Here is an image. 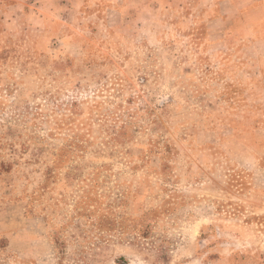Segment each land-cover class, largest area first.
<instances>
[{"label":"rangeland","instance_id":"rangeland-1","mask_svg":"<svg viewBox=\"0 0 264 264\" xmlns=\"http://www.w3.org/2000/svg\"><path fill=\"white\" fill-rule=\"evenodd\" d=\"M102 1L0 0V264H264L253 26Z\"/></svg>","mask_w":264,"mask_h":264},{"label":"crops","instance_id":"crops-1","mask_svg":"<svg viewBox=\"0 0 264 264\" xmlns=\"http://www.w3.org/2000/svg\"><path fill=\"white\" fill-rule=\"evenodd\" d=\"M75 1L76 0H69ZM79 4L83 5L84 3L88 2V0H78ZM94 1L95 5H98L99 0H89V2ZM104 1V2H103ZM101 3L106 4L105 2L108 1L109 8L112 7L110 2H114L115 0H103ZM211 3L210 6L207 8L212 9L213 7L217 10V15L223 21L224 19L228 18H239L242 23L252 25V29L250 33L253 35L249 36L247 39L263 43L264 45V0H208ZM69 3V2H68ZM113 7L116 5L113 4ZM250 18V20H248ZM244 19V20H243ZM246 19V20H245ZM258 56L264 58V50H260L258 52ZM258 71L261 74H264V66L258 67Z\"/></svg>","mask_w":264,"mask_h":264}]
</instances>
